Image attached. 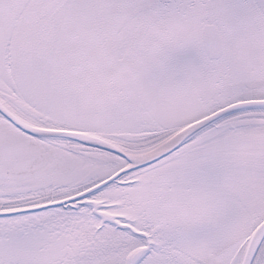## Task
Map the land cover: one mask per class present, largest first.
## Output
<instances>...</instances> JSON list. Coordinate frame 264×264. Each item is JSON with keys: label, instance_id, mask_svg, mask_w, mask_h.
<instances>
[{"label": "snow or ice", "instance_id": "obj_1", "mask_svg": "<svg viewBox=\"0 0 264 264\" xmlns=\"http://www.w3.org/2000/svg\"><path fill=\"white\" fill-rule=\"evenodd\" d=\"M0 264H264V0H0Z\"/></svg>", "mask_w": 264, "mask_h": 264}]
</instances>
